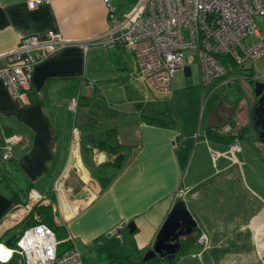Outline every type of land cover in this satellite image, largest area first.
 <instances>
[{
    "label": "crops",
    "instance_id": "obj_1",
    "mask_svg": "<svg viewBox=\"0 0 264 264\" xmlns=\"http://www.w3.org/2000/svg\"><path fill=\"white\" fill-rule=\"evenodd\" d=\"M111 1L118 6L127 0ZM258 19L262 20L261 25ZM256 21L264 30V17H257ZM108 29L104 0H52L36 8H30L28 0H0V66L5 64L2 55L12 51L25 36H61L82 41L99 38ZM188 54L183 70L191 75V64L198 59ZM128 55L134 58L140 72L133 53L117 44H98L88 49L69 45L47 54L34 68L28 101L23 103L16 102L0 80V121L6 131L28 138L27 143L16 147L12 160L0 161V244H6L12 237L10 233L26 218L20 220L14 210L27 203L32 189L46 195L43 203H52L58 225L66 229V237H73L85 264H108L105 256L109 252L133 255L152 247L180 189L190 190L185 198L189 208L196 207L207 188L231 186L236 177L241 178L239 183L244 190L253 189L247 174L264 186V173L258 174L249 165L251 161L264 165V142L254 126V84L258 82L254 77H240L227 86L215 83L208 87L211 90L198 113V127L185 123L177 126L174 121L163 120L169 112L158 100L170 93L155 91L142 75L144 83L158 96L151 98L134 87L135 73L125 60ZM105 60L108 68L101 71L112 76L109 82L118 87L130 81L127 99L134 101L133 112L108 107L100 101V66ZM249 71L252 76L264 78V55ZM199 80L201 83V72ZM206 88L202 87L203 91ZM92 120L98 131L115 127L116 141L126 154L119 172L104 189L93 171L94 165L108 160L107 154L95 149L90 164L83 159L80 126ZM218 124H230L239 132L242 152L234 153L233 141L208 136L210 128ZM209 159L217 166L211 174L205 173ZM234 167L240 171L233 172ZM213 177L220 179L212 185L209 181ZM251 217L250 241H261L264 235L257 237L255 225L264 224V216L255 213ZM132 222L133 231L129 228ZM120 223L125 225L121 239L109 234ZM198 227L206 234L199 224ZM209 241L208 253L216 259L214 252L220 246L214 241L223 244V248L227 238ZM236 255L240 264L247 263L248 254ZM221 257L232 259L225 254ZM213 263L217 264L216 260ZM0 264L5 263L0 260Z\"/></svg>",
    "mask_w": 264,
    "mask_h": 264
},
{
    "label": "built area",
    "instance_id": "obj_2",
    "mask_svg": "<svg viewBox=\"0 0 264 264\" xmlns=\"http://www.w3.org/2000/svg\"><path fill=\"white\" fill-rule=\"evenodd\" d=\"M52 0H28L30 8L49 4ZM108 10V32L93 39L69 41L61 36L41 39L28 35L18 45L2 55L5 64L0 66V80L18 103L28 101V90L34 68L52 52L69 45L86 49L94 45H122L133 53L144 79L157 92L171 93L173 76L186 67V51H193L199 62L202 87L215 83L227 86L238 78H252L264 82L263 77L252 76L250 69L257 66L264 55V30L257 24V17H264V0H138L126 10L118 9L111 0H104ZM235 65L234 71L229 66ZM211 130L220 135H232L231 148L242 152L240 134L230 124L214 125ZM2 141L0 161L15 157L16 147L27 143L22 134H8L0 121ZM187 188L178 191V199H185ZM46 195L32 189L27 203L15 208L21 220ZM125 225L120 223L109 234L119 239ZM207 237L202 235L200 242ZM73 246L58 255L61 242L55 231L40 223L25 230L16 246L1 243L10 256L21 257V264H85L81 251Z\"/></svg>",
    "mask_w": 264,
    "mask_h": 264
},
{
    "label": "rangeland",
    "instance_id": "obj_3",
    "mask_svg": "<svg viewBox=\"0 0 264 264\" xmlns=\"http://www.w3.org/2000/svg\"><path fill=\"white\" fill-rule=\"evenodd\" d=\"M124 3L126 5L120 8V10L125 11L126 8L129 7L127 1H124ZM261 22L262 20L258 19L260 25ZM188 53H191L193 56L196 55L193 51H186L185 54L187 57L189 55ZM100 56L102 57L103 55L100 53ZM125 60L135 73L132 77V84L134 87L155 99V96L158 95L144 83L134 58L128 55ZM106 64L108 65L105 60L103 65L100 66V71L108 68ZM191 72L192 74L189 75L183 69L178 70L173 76L171 93L159 97L160 99L158 100L162 108H167L169 112V116L163 118L164 121L168 123L174 121L177 126H180L181 123H185L186 125L198 127L200 122V115L198 113L202 110L203 104L207 101L209 95L207 93H210L211 88L207 87L203 91L199 80L200 68L197 60L191 64ZM111 78L112 76L108 75L107 72H100V79L102 80V82H100V101H104L105 106L108 107L120 108L127 112L128 110L132 111L131 109L135 107L134 101H129L127 99V92H129L130 87L128 83H130V81L127 80L124 82L123 86L118 85L117 87L109 82ZM219 91L224 90L220 89ZM193 137L190 139L191 142H189L190 153L193 149ZM244 146H246V144H244ZM249 165L251 169L263 175L264 165L254 161H251ZM249 165L247 164L246 167ZM216 169L217 166L209 159L206 164L205 173L211 174ZM236 169L240 171L239 167L232 168V171L235 172ZM236 178L237 179H233L231 186L224 185L205 188L207 192L199 197V202L196 204V207H192L191 205L188 208L206 234L200 233L197 246L181 257L180 260H182L183 264H215L213 263L214 260H216L217 264H224L225 261L228 262L227 264H240V259L236 254H242V252L243 254H248L249 257L247 258L248 260H246L247 263L244 264H260L264 261V236L261 241H250L253 238L251 236V216L255 213H261V215L264 216V186L255 183L247 174V180L253 189L249 188L248 190L245 185L247 190H244L239 183L241 178ZM219 179V177H213L209 183L211 182L210 184L213 185L217 183ZM7 181L10 182L8 178ZM253 190H256L259 194ZM186 197H188V194L185 198ZM260 223H256L255 225L258 238L261 234L264 235V224ZM202 235H205L207 239L201 243L200 237ZM223 237L227 238L223 248V244L214 241L217 246H220V249L214 252L217 254V258L215 259L214 255L212 257L208 253L211 245L209 240L221 239ZM221 248L226 252H222ZM223 254L231 256L230 258L232 259L221 257ZM243 261L245 262V258H243Z\"/></svg>",
    "mask_w": 264,
    "mask_h": 264
},
{
    "label": "trees",
    "instance_id": "obj_4",
    "mask_svg": "<svg viewBox=\"0 0 264 264\" xmlns=\"http://www.w3.org/2000/svg\"><path fill=\"white\" fill-rule=\"evenodd\" d=\"M138 0H127V4L133 5ZM115 5V4H114ZM124 4L115 5L118 9L122 8ZM230 71H234L235 65L229 66ZM82 131V152L83 159L88 164L90 157H92L93 151L95 149L105 152L108 156V160L103 164L95 167L93 175L101 184L102 188H106L113 177L119 172L122 162L126 156L124 153V147L116 141L117 131L115 127H106L103 131H98L95 126V121H90L82 124L80 126ZM8 134L12 132L7 131ZM208 136L215 140H229L233 141L232 135H220L214 133L211 128L208 131ZM2 141L0 140V153H1ZM116 159H118L116 161ZM14 202H17L15 196L13 197ZM46 224L52 228L58 239L61 241L58 245V255H61L65 250L70 249L73 244L66 240V229L62 225H58L55 213L53 210L52 203L46 204L39 202L36 204L26 216V218L15 228L17 229L14 232L10 233V236L18 235V238L23 234V232L30 227L37 224ZM200 229L197 227L193 233L190 235L181 237L179 242L181 247L174 256H160L156 255L153 259L144 261L143 257L146 251H137L133 255H122L119 252H109L105 258L108 261V264H139L143 262H159V261H168L172 264H176L181 257L189 253L193 248L197 246V240L200 236ZM66 237V238H65ZM17 241V240H16ZM16 241L11 242L10 246H16ZM5 264H21V257L18 254H15L9 262Z\"/></svg>",
    "mask_w": 264,
    "mask_h": 264
},
{
    "label": "water",
    "instance_id": "obj_5",
    "mask_svg": "<svg viewBox=\"0 0 264 264\" xmlns=\"http://www.w3.org/2000/svg\"><path fill=\"white\" fill-rule=\"evenodd\" d=\"M254 93L256 98L254 126L264 142V82L258 81L254 84ZM197 227L198 223L188 209L185 199H178L159 229L152 247L145 252L143 260H151L156 255L174 256L181 247L179 239L190 235ZM129 228L131 231L134 230L133 222L129 224ZM16 240H18V235H13L6 244L10 245Z\"/></svg>",
    "mask_w": 264,
    "mask_h": 264
},
{
    "label": "bare ground",
    "instance_id": "obj_6",
    "mask_svg": "<svg viewBox=\"0 0 264 264\" xmlns=\"http://www.w3.org/2000/svg\"><path fill=\"white\" fill-rule=\"evenodd\" d=\"M75 150V149H74ZM80 159V158H79ZM76 161V160H75ZM81 162V161H80ZM80 165V164H79ZM82 167V166H81ZM82 171V169H81ZM11 254L10 250H6L5 247L2 245L0 246V257L2 260H6Z\"/></svg>",
    "mask_w": 264,
    "mask_h": 264
},
{
    "label": "flooded vegetation",
    "instance_id": "obj_7",
    "mask_svg": "<svg viewBox=\"0 0 264 264\" xmlns=\"http://www.w3.org/2000/svg\"><path fill=\"white\" fill-rule=\"evenodd\" d=\"M260 264H264V261H263V262H261Z\"/></svg>",
    "mask_w": 264,
    "mask_h": 264
}]
</instances>
